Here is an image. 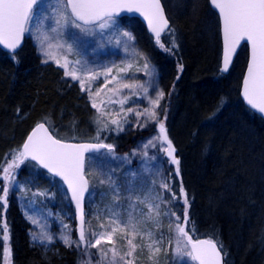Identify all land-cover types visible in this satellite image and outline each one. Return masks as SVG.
Segmentation results:
<instances>
[{
	"label": "trees",
	"instance_id": "16d2710c",
	"mask_svg": "<svg viewBox=\"0 0 264 264\" xmlns=\"http://www.w3.org/2000/svg\"><path fill=\"white\" fill-rule=\"evenodd\" d=\"M177 1L180 10L175 21L185 45L182 77L186 80V88L180 95L183 105L180 118L181 115L184 118L181 119L183 126L179 127L182 145H179L178 157L183 159L184 168L190 166L192 170L188 178L189 191L184 188L189 201L188 230L193 238L215 239L223 245V250L232 253L236 264H264V122L243 105L239 96H232L223 82L213 78L219 42L209 30V12L213 11L208 0ZM132 21L135 28L146 34L138 20ZM242 52L244 58L238 59ZM237 59L242 63L243 72L247 59L245 50L242 49ZM227 96L238 103L235 108L230 106L226 110L225 114L231 116L223 115L213 125L207 123L205 132L199 134L200 126L208 119L207 114ZM92 115L84 95L62 83L53 69L42 67L28 38L14 57L0 50V185L4 183L6 159L10 161L14 150L21 149L36 123L45 122L59 139L96 141L95 137H85L93 134L87 125ZM109 134L115 138L104 137L101 132V141L113 144L114 152L129 155L134 145L131 141L137 135L130 134L128 140L115 131ZM207 147L209 151L203 155ZM90 156L86 159V173ZM32 165V174L20 170L16 176L27 190L41 188V192L47 194L50 181L60 184L67 195L60 181ZM181 177L175 176L177 186L183 182ZM87 178L90 180L89 175ZM102 191L104 187L96 188L91 200H97V192ZM0 195H3L2 187ZM176 204L177 213L183 217V199ZM69 207L73 214L71 204ZM164 219L162 228L172 235L167 218ZM98 221L105 222L101 218ZM5 223L9 231L11 264H85L84 253L77 249L62 247L58 253H44L32 245L29 225L11 198L7 199L6 208L0 202V227Z\"/></svg>",
	"mask_w": 264,
	"mask_h": 264
},
{
	"label": "snow or ice",
	"instance_id": "6c2138e0",
	"mask_svg": "<svg viewBox=\"0 0 264 264\" xmlns=\"http://www.w3.org/2000/svg\"><path fill=\"white\" fill-rule=\"evenodd\" d=\"M210 3L218 11L223 35V65L220 71L222 73L228 71L237 47L241 41H246L251 51L241 95L251 109L264 114V0H210ZM122 11L137 12L143 16L148 23L149 30L156 38V43L165 51H171L161 42V34L166 29H170L160 0H0V45L11 50L14 57L15 50L20 45L24 34L31 32L42 55L54 59L57 66L64 69L65 76H71L73 81L78 80L81 91H87L92 107L97 110L95 123L99 125L95 138L97 142L73 144L54 138L52 134H49V128L44 123H38L22 145V149L14 150L10 161L6 159L7 166L3 167L2 176L4 183L0 185L3 191V195H0V202L6 208L10 190L18 185L17 173H14L13 169L19 168L26 160L35 161L36 165L47 169L53 177L59 176L71 193L72 201L75 203L76 217L79 220L78 239L71 235L70 226L63 224L64 231L60 234V240L65 247L75 246L78 251L82 249L84 255L89 257L85 264H93L91 258L95 253L89 251L91 248H96L99 254V260L95 264H136L138 249L141 254L147 251L149 264H159V254L163 252L167 255L169 250L174 255L181 258L188 257L197 264H225L224 257L227 253L224 252L222 244L215 239L194 240L188 230L189 201L183 185L180 186L179 194H177L169 182L170 177H164L160 181L159 190L155 187L156 181L153 180V187L148 189L147 194L143 196L139 195L134 187H129L126 198L129 200L131 210L127 212V219H125L121 212L116 210L123 207L118 203L123 193L112 174L101 167L92 165L91 171L96 172V176L92 181L86 178L91 172L86 173L85 171L84 154L89 151L96 152L100 157L113 154L114 145L102 142L100 133L115 131L119 134L125 131V124L131 123L128 113L134 111L138 127H147L148 123L152 122L158 125L159 129V136H153L143 144L145 157L151 160L156 159L155 156H148V149L155 148L156 142L159 141L161 150L167 154L171 163L177 166L176 175H179V160L174 156L175 148L168 138L164 123L158 119L159 114L156 111L158 107H161L160 101L164 99L165 93L161 90L157 92L155 98H150L148 88H143L144 98L148 99L149 103V107L144 108L143 111H136L133 108L125 110L123 105L128 102V97L119 101L109 98L111 103L119 102L121 112H124L123 122L119 118L120 113H116L117 118L109 121L114 128H109V123H105L102 119L106 113L98 106L95 97L99 96L103 89L113 81L117 82V87L109 91L115 95L119 94L118 88H131L133 85L123 83L122 78L118 76L108 78L112 68H105V84L93 93L91 81L95 80L100 73L88 68L86 63L80 59L72 61L68 58L75 53L81 35H95L98 29L100 35L103 36L105 30L115 26V17ZM73 29L78 30V34L72 33L69 42V39L65 37ZM121 35L128 41L134 39L126 31ZM119 43L120 41H117V44ZM172 47H176L174 41ZM53 48L58 52L55 57L52 56ZM125 51H127V45H125ZM43 62L47 63L48 59ZM143 67L147 72L148 63H145ZM179 69L182 71L183 66L180 65ZM120 71H125V69H120ZM141 117L145 119L142 121ZM165 144L166 148L163 147ZM101 149H105L106 152H101ZM113 158L115 159L114 155ZM93 182L107 185V191L101 192V198L110 194L116 203L108 207L107 226L103 222L99 225L103 231H92L91 235H88L91 222L86 219L88 214L85 212L84 201L86 192L89 195L93 194L89 192V187ZM20 190L25 189L21 186ZM37 195L44 194L37 193ZM181 197L185 205L183 217L176 210V202ZM136 202L144 205L147 210L137 208ZM96 218L100 219L99 213L96 214ZM164 218H167L169 231L174 233V236L165 237L161 231L157 237L155 230L162 228ZM32 222L33 224L38 223L35 220ZM118 232L125 233L126 251H122L121 247L117 246L118 241L115 235ZM2 238L5 258H7L10 249L7 244L9 231L6 223L3 225ZM137 238L141 241L140 243L136 242ZM173 238L175 248H172ZM32 239L34 243L39 241L40 244H44L45 241L49 244L54 242L53 235L43 231L39 235L33 232ZM165 239L168 241V248L164 247ZM102 242H106L110 247H103ZM109 253H111L110 258Z\"/></svg>",
	"mask_w": 264,
	"mask_h": 264
},
{
	"label": "rangeland",
	"instance_id": "374dc122",
	"mask_svg": "<svg viewBox=\"0 0 264 264\" xmlns=\"http://www.w3.org/2000/svg\"><path fill=\"white\" fill-rule=\"evenodd\" d=\"M163 4L168 17L172 21V28L171 31L165 35L162 43L164 44L165 48H170L171 51H165L160 47V45H156L149 36L142 32L141 29L135 28V25L132 23V19L115 18V26L112 29L105 30L103 36L100 35L98 29L95 35H81L80 41L76 45L75 53L68 57L72 61L80 59L86 63L88 68L100 73V75L95 80L91 81L93 85V93H95L97 88H100L105 84V68H112V72L108 74V78L111 76H118L122 78L123 83L133 85L131 88H118L119 94L115 95L113 92L109 91V89L117 87V82L113 81L107 85V88L103 89L99 96L95 97L98 106L106 113L105 116L102 117L105 123H109L112 118H117L116 113H120L119 118H121L122 122V118L124 116V112H121V104L119 102L111 103L109 102V98L114 101H119L124 97H128V102L123 105L125 110L128 108H133L136 111H143L144 108L149 107L148 99L144 98L145 93L143 88H148V96L150 98H155L158 91L162 90L165 93L164 99L160 101L161 107H158L156 111L159 114L158 119L164 123L168 138L172 141L175 148L174 156L179 160V176H182V172L184 174V176L181 177L183 181L181 184H178L177 186L175 182V171L177 166L172 164L168 159L167 154L161 150V144L159 141L156 142L155 148L148 149V156H155L156 159L151 160L148 157H145L143 144L146 143L149 138L153 136H159V129L158 125L152 122H149L147 127H138L136 125L137 118L135 111L128 113V119L131 121V123L125 124V131L119 133V137L128 140L130 134L137 135V138L134 141H131L132 144L134 142V146L131 148V150H129L130 154L126 155L114 152L113 154H110L106 157H100L96 153L97 157H95L94 153L91 154L90 158L88 159L87 173L91 172L89 175L90 181H92L96 176V172L91 171V166L96 165L97 167L103 168L106 172H110L116 183L120 186V190L123 195L118 203L123 207L116 210L120 211L125 219H127V212L131 210L129 209V200L126 198L127 189L129 187H134L137 193L143 196L147 194L148 189L153 187V180L156 181L155 187L159 190L160 181L164 177H170L169 182L172 184L177 194L178 190L180 191L181 185H183V188L189 191L188 186L190 182L188 178H191L192 170L190 166H188V168H184V162H182L183 159L178 157V154L181 153L179 145H182V143H180L182 132L180 131L179 127L183 126L181 119L184 118L183 115H181L180 118V110L183 107L180 95L181 90L186 85V80H184L182 77L185 65L183 57V48H185V45L181 31L177 25V22L175 21L179 18L178 16L180 8H178L179 5L177 0H163ZM209 16L211 21V24H208L209 30L213 34L214 38L215 36L217 37L219 42L216 66L214 67L213 72L215 75L212 76L215 81L223 82L226 85L228 91L231 92V95L236 98V96H239L241 76L243 73L241 65L242 63H240V61L238 63V59H243L244 53L242 52L239 58L235 60L236 62L227 74H222L220 72L221 43L219 25L215 12H209ZM125 31L129 32L134 37L132 41H128L121 35V33ZM72 33L78 34V30H70V32L66 35L65 38L69 39V42ZM26 36L29 43L33 46L39 59V63L42 64V67H49L53 69L59 76L62 83L73 86L80 94L84 95V102L87 104L88 111L93 114L92 118L87 122V125H89V128L92 130L93 134L87 135L85 137L96 138L99 125L95 123V119L98 114L97 110L92 107L87 91H81V86L78 80L73 81L71 76H65L64 69L58 67L54 59L46 58L42 55L41 50L38 47V44L33 38V34L31 32L26 33ZM117 41H120V43L117 44ZM173 41L175 42L176 47H172ZM125 45H127V51H125ZM51 51L52 56L55 57L58 55V52L55 48H53ZM45 59H48L47 63L43 62ZM61 63H63V60H61ZM145 63H148L149 65L147 72L143 67ZM180 65L183 66L182 71L179 69ZM77 67L80 66L77 65ZM120 69H125V71H120ZM177 77L179 78L177 79ZM84 78L87 83V77L85 76ZM141 85H143V87H141ZM101 101H103V103H101ZM237 104L238 103L236 100L231 99V96L224 97L222 104L218 105V107H215V109H211V111L207 114V116L209 115L208 119L206 118V121H204L206 124L202 123L200 126L202 131H199V134L200 132L201 134L205 132L206 126L208 125L207 123L213 125L214 122L218 121V119H220L223 115L231 116L230 113L225 114V112L230 106L235 108ZM144 119L145 117H141L142 121ZM111 126L113 125L109 123V128ZM102 132L104 137H108L110 135L108 131ZM112 136L110 135V137ZM113 138L115 137L113 136ZM119 141L122 142L121 140ZM163 147L166 148L167 145L165 144ZM208 151V147L204 148L202 152L203 155H206ZM113 155L115 156V159L113 158ZM126 156L127 159H125ZM181 164L183 167L182 169ZM5 166H7L6 163L4 167ZM20 170L27 172L28 174H32L34 169L32 163L26 160L20 165L19 168H14L13 172L17 173ZM48 183L50 184L48 185V187L50 186V189L47 194L45 193L44 195H37V193H42L41 188H32L31 190H27L25 185L21 184V181H18V185L10 190L7 199L11 198L17 203L25 221L29 225L28 236L31 244L37 246L44 253H58L60 248H68L65 247L60 240V234L62 231H64L63 224H68L70 226L72 229L71 235L74 238L78 239V237L76 234V225L73 223L75 221L74 212L72 214L69 207L71 202L68 194H64L65 192L60 184L56 182L50 183V181ZM21 186L25 189L24 191L20 190ZM90 186V193L93 194H88V201L86 202L87 204L85 207V212L88 214L86 219L90 220L91 222V227L88 228L87 232L88 235H91L92 231H103V229H101L99 226L100 222L96 218V214L99 213L100 218L105 220L104 224L107 226V217L109 215L108 207L116 203L113 201V198L110 194L102 199L101 192H97V200H91L95 196L94 192L96 188L104 187L105 191H107V185H99L98 182H93ZM67 199L69 200V203ZM180 199L182 200L183 197ZM136 207L143 208L145 211L147 210L144 208V205L140 204L139 202H136ZM33 220L37 221L38 223L33 224ZM3 225L4 224H1L0 227V264H11V251L8 257L5 258L4 241L2 238ZM42 231L52 234L54 237V242L51 244L47 243V241H45L44 244H40L39 241L34 243L32 239V233L35 232L37 235H39ZM155 231L157 237L161 231L165 234V237L174 236V233L170 235L163 228ZM124 236L125 233L120 232L115 235V239L118 241L117 246L121 247L122 251L127 250V244ZM136 242L140 243L141 241L139 238H137ZM166 243L167 239H165L164 247L167 245L165 248H168V244ZM7 244L9 247V242H7ZM102 246L105 248L110 247V245L106 242H102ZM172 248H175L174 238L172 240ZM68 249H76V247L73 246ZM79 251L83 253L82 249ZM89 251L95 253V255H93L91 258L93 264H95V262L99 260L98 251L96 248H91ZM224 252H226L225 249ZM231 254L232 253H227L225 257L226 262L227 264H236ZM108 255L110 258L111 253ZM147 255L148 253L146 250L143 252V254H141V251L138 249L136 253V264H149L147 261ZM158 258L159 264H182V261L183 264H195L188 257L181 258L174 255L171 250L168 251L167 255L162 252L159 254ZM88 259L89 257L85 255L84 263L87 262Z\"/></svg>",
	"mask_w": 264,
	"mask_h": 264
},
{
	"label": "water",
	"instance_id": "95a60500",
	"mask_svg": "<svg viewBox=\"0 0 264 264\" xmlns=\"http://www.w3.org/2000/svg\"><path fill=\"white\" fill-rule=\"evenodd\" d=\"M160 3H161V7H162V9H163L164 15H165V17L167 18V20H168V22H169V28H170V27H171V23H170V21H169V19H168V17H167V14H166L165 8H164L163 3H162L161 0H160ZM208 3H209L210 8L216 13V15H217V17H218V21H219L220 40H221V47H222L221 62H220V65H221V66H220V69H221V67H222V65H223V35H222L221 26H220L219 14H218V11L215 10V9L212 7V5H211V3H210V0H208ZM123 17L137 18V19H139V21L143 24V26H144L146 32H147L150 36H152L153 39H154V41L156 42V38H155L154 34L149 30V28H148V23H147V21L144 19L143 16H141V15H140L139 13H137V12H131V13H130V12L122 11V12H120L119 15H117L115 18H123ZM167 30H168V29H166V30L161 34V36H162ZM25 41H26V36H25V34H24V36H23V38H22V41H21L20 45H19V46L17 47V49L15 50V54L19 53V52L22 50V48H23L24 45H25ZM243 45H245V46L247 47V55H248V56H247V64H246V68H245L244 75H243L242 82H241V86H240V97H241L243 103H244V104H245V105H246V106H247L252 112H254L256 115H258L259 117H261V118L264 120V114L258 113V112H256L254 109H251V107L246 103V101L243 99V96L241 95L242 88H243V79H244V76L246 75V72H247V65H248V61H249V59H250V51H251V50H250V46L247 44L246 41H241L240 45L237 47L236 52L233 54V57H232V60H231L230 65H229V69H228V71H227V72H223V74H227V73L229 72V70L231 69V67H232V65H233V62L235 61V59H236V57H237V55H238V53H239V51H240V49L242 48ZM0 50H2V51L5 52V53H8V54L13 55V53H12L11 50L4 48L2 45H0ZM220 72H221V71H220ZM221 73H222V72H221ZM40 123H44V122H40ZM37 124H38V123H37ZM37 124H36V125H37ZM44 124H45V123H44ZM36 125L33 126V128L28 132V134L26 135V137H25V139H24L22 145H23V144L25 143V141L27 140V137L32 133V131H33V129L36 127ZM45 126H46L47 128H49L46 124H45ZM49 134H52V132L50 131V129H49ZM52 135H53V134H52ZM53 136H54V135H53ZM54 138H57V137L54 136ZM57 139H58V138H57ZM60 140L63 141V142L73 143V144H88V143H95V142H91V141H67V140H62V139H60ZM21 149H22V146H21ZM101 150H104V149H101ZM101 150H100V151H101ZM91 153H96V152H94V151L86 152V153L84 154V156H85V161H86V157H87V155H89V154H91ZM29 161H31V160H29ZM31 162H33V163L36 164L35 161H31ZM37 166L39 167V165H37ZM39 168L42 169L43 171H45L46 173H48L49 175L52 176V174L49 173V172L47 171V169H44V168H41V167H39ZM55 178H57L58 180H60V181L63 183V185L65 186V188H66V190H67V193H68V195H69V198H70V201H71V204H72V207H73L74 213H75L76 234H77V237H78V231H77V229H78V227H79V220H78L77 217H76L75 203L72 201L71 193L69 192L67 185L63 182V180H62L59 176H56ZM87 194H88V192L85 193V198H86ZM84 207H85V201H84ZM204 239H207V238H199L198 240H204ZM194 240H197V239H194ZM194 262H195V261H194ZM224 262H225V261H224ZM195 263L197 264V262H195Z\"/></svg>",
	"mask_w": 264,
	"mask_h": 264
},
{
	"label": "bare ground",
	"instance_id": "6f19581e",
	"mask_svg": "<svg viewBox=\"0 0 264 264\" xmlns=\"http://www.w3.org/2000/svg\"><path fill=\"white\" fill-rule=\"evenodd\" d=\"M31 129H32V128H31ZM31 129H30V130H31ZM133 146H134V145H133ZM133 146H132V147H133Z\"/></svg>",
	"mask_w": 264,
	"mask_h": 264
}]
</instances>
